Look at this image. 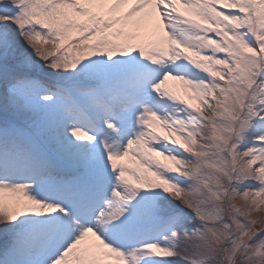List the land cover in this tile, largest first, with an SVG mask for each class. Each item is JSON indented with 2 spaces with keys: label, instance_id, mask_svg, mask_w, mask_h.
<instances>
[{
  "label": "snow or ice",
  "instance_id": "6c2138e0",
  "mask_svg": "<svg viewBox=\"0 0 264 264\" xmlns=\"http://www.w3.org/2000/svg\"><path fill=\"white\" fill-rule=\"evenodd\" d=\"M0 264H264V0H0Z\"/></svg>",
  "mask_w": 264,
  "mask_h": 264
},
{
  "label": "bare ground",
  "instance_id": "6f19581e",
  "mask_svg": "<svg viewBox=\"0 0 264 264\" xmlns=\"http://www.w3.org/2000/svg\"><path fill=\"white\" fill-rule=\"evenodd\" d=\"M174 83V82H173Z\"/></svg>",
  "mask_w": 264,
  "mask_h": 264
}]
</instances>
